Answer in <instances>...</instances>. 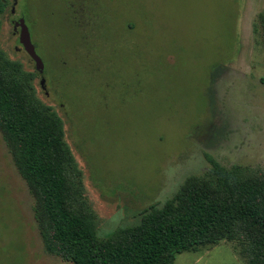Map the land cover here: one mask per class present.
Masks as SVG:
<instances>
[{"label": "rangeland", "instance_id": "rangeland-1", "mask_svg": "<svg viewBox=\"0 0 264 264\" xmlns=\"http://www.w3.org/2000/svg\"><path fill=\"white\" fill-rule=\"evenodd\" d=\"M6 1L1 49L62 118L100 238L139 224L211 160L264 171V0H85L76 21V0ZM34 205L0 132V264H72L46 252ZM245 247L222 241L174 264H250Z\"/></svg>", "mask_w": 264, "mask_h": 264}, {"label": "trees", "instance_id": "trees-1", "mask_svg": "<svg viewBox=\"0 0 264 264\" xmlns=\"http://www.w3.org/2000/svg\"><path fill=\"white\" fill-rule=\"evenodd\" d=\"M6 8L0 0V29ZM33 80L0 46V132L34 197L47 253L72 264H174L181 253L229 241L246 245L250 264H264V171L214 160L209 173L189 177L139 224L100 238L63 120L37 98Z\"/></svg>", "mask_w": 264, "mask_h": 264}, {"label": "water", "instance_id": "water-1", "mask_svg": "<svg viewBox=\"0 0 264 264\" xmlns=\"http://www.w3.org/2000/svg\"><path fill=\"white\" fill-rule=\"evenodd\" d=\"M21 27V35H20V42L23 45L24 49L28 53V55L34 60L36 63V67L40 73L44 72V63L40 56L37 54L34 44L32 43L31 35L28 30V27L25 23L24 19H21L20 22L17 24ZM44 83V81H43Z\"/></svg>", "mask_w": 264, "mask_h": 264}, {"label": "flooded vegetation", "instance_id": "flooded-vegetation-1", "mask_svg": "<svg viewBox=\"0 0 264 264\" xmlns=\"http://www.w3.org/2000/svg\"><path fill=\"white\" fill-rule=\"evenodd\" d=\"M80 0H76V1H74L72 4L70 3L69 4V6H68V8H69V11H67L68 12V16H69V18H70V20H74V21H76V19H78V15H81V13L83 12V11H85L84 9H82L81 7H80V4H83V5H85L86 4V2L87 1H85V0H83V2L82 3H80L79 2ZM79 3V4H78ZM74 4V5H73ZM78 5V6H77ZM77 6V7H76ZM89 7V6H88ZM86 10H87V8H86ZM96 14V13H95ZM94 14V15H95ZM98 15V14H97ZM82 16V15H81ZM86 19H87V16L85 15L84 16ZM94 18H97L96 16H93ZM19 29L21 30V27H19Z\"/></svg>", "mask_w": 264, "mask_h": 264}]
</instances>
